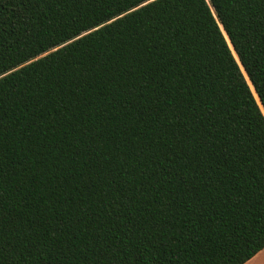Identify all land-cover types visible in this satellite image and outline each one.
<instances>
[{
    "label": "trees",
    "instance_id": "16d2710c",
    "mask_svg": "<svg viewBox=\"0 0 264 264\" xmlns=\"http://www.w3.org/2000/svg\"><path fill=\"white\" fill-rule=\"evenodd\" d=\"M253 7L255 13L248 7H237L233 0H174L163 8H152L143 15L119 20L120 13L112 15L115 8L112 0H0V66L13 64V69L6 71L20 70L19 76L3 85L5 92L11 90L15 95L10 100L6 97L5 116L0 124V135L3 136L0 151L6 165L0 187V205L6 212L0 239L3 248L0 264H36V260L25 252L33 247L30 240L15 236L14 229L20 227V221L32 224L37 217L49 228L61 218L67 225L56 234L54 245L44 244L45 249L54 247L68 251L67 259L61 256L59 264H122L117 256L98 252L87 245L91 229L86 219L78 225L74 222L75 215L80 214L73 213V209L79 207L76 197L91 195L88 191L90 178L86 175L88 165L77 154L79 137L72 129L65 133L61 127L50 128L44 140L48 150L37 156L34 144L41 137L37 134L30 141L22 133L29 132L27 125L30 122L46 124L54 120L48 111L49 107H55L53 98L50 96L36 104L33 92L39 87L47 92L65 83L71 86L76 80L80 81L78 126L90 129L93 124L103 125L96 137L101 150L113 147L123 126H127L140 148L156 139V133L148 127L150 121L139 116V98L127 95L126 89L133 86L129 80L141 79L139 72L143 67L139 66L138 53L145 45L150 47L153 42L158 43L155 22L161 17L168 26V43L179 52L175 62L165 68V86L174 89L188 87L191 103L197 105L201 115L205 113V103L210 105L209 110L214 115L218 108L234 118L246 115L248 121L234 119L232 123L236 127L247 123L254 137L264 141V128L254 126L255 113L264 116L260 95L264 93V52L260 51L259 43L245 39L252 31H264L258 22L246 26L247 17L260 15L264 5L255 0ZM220 14L248 61L247 69L236 61L230 40L221 27ZM105 16L112 21L111 24L103 19ZM97 20L100 25H107V30L101 28L99 34L77 45L74 51L53 56L46 64L29 67L27 72L21 70L27 65L22 57L28 51L38 45H47L56 35L88 23H92L95 29ZM87 31L84 28V32ZM16 61L19 62L14 63ZM130 72L132 76H128ZM113 77L124 78L112 80ZM185 119L189 126L196 123L191 116ZM26 146L32 147L27 156L22 151ZM58 146L66 151H57ZM57 158L60 163H54ZM129 163L135 165L131 157ZM250 167L255 171V178L244 174L235 180L226 179L223 194L215 204L205 197V204L196 213L199 239L164 249L160 264H166L169 259L171 264H243L264 248V188L261 187L264 177L256 170L258 166ZM61 168L63 175L58 171ZM13 169L15 175H12ZM186 174L187 170L177 171L169 177L166 190L174 189L177 201L183 186V182L178 181ZM95 186L93 182L92 187ZM103 187L100 185L101 189ZM236 188H241L247 196L244 206L239 204L240 193L235 191ZM194 196L189 192L184 197V204L176 210L180 226L187 223L192 204L189 197ZM9 217L12 223H9ZM40 235L45 241L49 240L47 233L41 232ZM122 254L127 256L123 264H136L134 249ZM152 259L154 255L144 264H151ZM45 264L49 262L45 261Z\"/></svg>",
    "mask_w": 264,
    "mask_h": 264
},
{
    "label": "snow or ice",
    "instance_id": "6c2138e0",
    "mask_svg": "<svg viewBox=\"0 0 264 264\" xmlns=\"http://www.w3.org/2000/svg\"><path fill=\"white\" fill-rule=\"evenodd\" d=\"M169 2L174 0H112L115 5L112 15L120 13L118 19L127 20L134 15H143L152 8H163ZM233 2L237 7H248L255 13L253 7L255 0ZM259 2L264 5V0ZM103 19L108 21L107 16ZM219 21L230 40L236 61L242 68L247 69L248 61L244 58L240 45L232 39L231 29L224 21L223 14H220ZM257 22L264 29V7L261 8L260 15L247 17L246 26L248 23ZM95 23L98 25L95 29L92 23H88L66 34L56 35L50 38L47 45H38L28 51L22 57L27 65L21 70L27 72L29 67L36 68L46 64L53 56L59 57L64 52L74 51L77 45L99 34L101 28L107 30V25H100L98 20ZM108 23L111 24L112 21ZM155 23V30L159 32L158 43L153 42L150 47L145 45L138 53L139 66L143 67V71L139 72L141 79L129 80L128 83L133 86L126 89V93L134 99L139 98L141 102L139 116L150 121L148 127L156 133V139L140 148L134 136L127 131V126H123L117 141L113 142V147L101 150L96 137L103 125L93 124L90 129L78 126L76 114L80 111L78 91L80 81L76 80L71 82V86L65 83L62 87H54L47 92L39 87L33 92L32 95L35 97L33 102L36 104L46 101L50 96L53 98L55 107H49L48 111L54 120L46 124L30 122L27 125L29 132L22 133L30 141H33L37 134L41 137L34 144L37 156L48 150L44 140L50 128L61 127L65 133L72 129L74 135L79 137L77 154L88 165L86 175L90 178L88 191L91 195L76 197L79 207L73 209V213L80 214L75 215L74 222L78 225L82 219H86L91 229L87 245H91L98 252L117 256L122 264L127 260V256L122 253L132 249L135 252L136 264H144L153 255L151 264H160L164 249L189 244L199 239L197 231L199 217L196 213L205 204V197L215 204L223 194L226 179L235 180L244 174H250L255 178V171L251 165L258 166L256 170L264 177V141L254 137L247 123L241 127H236L232 123L234 119L248 121L246 115L241 114L234 118L219 108L214 115L209 110L208 103L204 104L205 113L201 115L197 105L191 103L192 97L188 87L174 89L165 86V68L170 62H175L179 52L168 43V26L164 18L161 17ZM84 28L88 31L84 32ZM245 39L259 43L260 51L264 52V31L259 33L252 31ZM145 65L147 66L144 67ZM6 69H13V64L0 66V73H4L0 75V124L3 123L5 116L6 97L10 100L11 96L15 95L11 90L5 92L3 85L20 74V70L12 72ZM247 74L251 75L250 72ZM132 75L133 73H128V76ZM121 78L124 77H113L112 80ZM252 83L255 84L254 78ZM260 95L264 103V93ZM116 98L119 100L120 96L117 95ZM115 110L113 106V111ZM66 112L69 113L68 116L63 115ZM186 116H191L196 123L189 126ZM255 120V127L264 128V116L257 112ZM2 140L3 136L0 135V141ZM22 151L27 156L32 147L26 146ZM57 151L66 149L58 146ZM129 157L135 161V165L129 163ZM218 160L220 163H217ZM54 163H60V158ZM5 167L4 156L0 151V187L3 184ZM41 170L47 172L46 168ZM185 170L186 176H180L178 181V183L182 181L183 186L180 188V200L177 201L174 189L166 190L169 177L177 171ZM58 171L63 175L62 168ZM12 175H15L14 169ZM93 182L95 187H92ZM100 185L104 187L101 189ZM261 187L264 188V184ZM76 188H80L79 183L76 184ZM235 191L240 193L239 204L244 206L247 200L245 192L241 188H236ZM189 192L195 194L194 198L189 197L192 200L191 214L187 217V223L180 226L176 210L184 204V197ZM150 208L152 211H149ZM5 215V208L0 205V239L4 232ZM9 223H12L11 217ZM19 223L20 227L14 229L15 236H23L24 240H30L33 247L25 249V252L36 260V264H45V261L49 264H59L61 256L67 259V250L44 248L45 243L54 245L56 234L67 227L63 218L51 228L42 224L39 217L32 224L25 221ZM41 232L47 233L49 240L42 239ZM2 251L3 248L0 247V252ZM166 264H171V260L169 259Z\"/></svg>",
    "mask_w": 264,
    "mask_h": 264
},
{
    "label": "crops",
    "instance_id": "0c3cea01",
    "mask_svg": "<svg viewBox=\"0 0 264 264\" xmlns=\"http://www.w3.org/2000/svg\"><path fill=\"white\" fill-rule=\"evenodd\" d=\"M243 264H264V248L259 250Z\"/></svg>",
    "mask_w": 264,
    "mask_h": 264
}]
</instances>
